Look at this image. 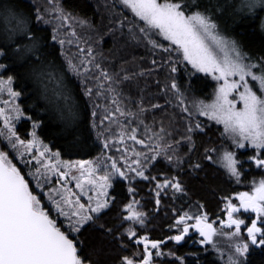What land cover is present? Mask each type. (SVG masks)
Masks as SVG:
<instances>
[{"label": "snow or ice", "instance_id": "snow-or-ice-1", "mask_svg": "<svg viewBox=\"0 0 264 264\" xmlns=\"http://www.w3.org/2000/svg\"><path fill=\"white\" fill-rule=\"evenodd\" d=\"M119 2L133 17L128 22L129 35L133 39L147 41L153 50L160 49L169 53L168 59L162 60L160 69H168L171 84H166L162 91L172 92L177 101L176 106H183L181 112L187 113L189 119L198 114L222 125V137L230 140L235 149H253L255 154L248 156L247 161L258 169H264V55L258 61L254 60V57L244 50L241 42L232 35L229 25V21L235 24L259 18L260 29L264 32V17L259 16V13L264 12V0ZM48 3L53 4V0H48ZM46 16L59 21L61 27L74 19L71 13L65 11L59 0L51 9L36 8L34 12L24 9L19 0H0V61H3L0 62V73H13L7 77L0 74V95L7 93L9 97L0 101L4 105L0 107V122L3 125L0 137L7 141L4 147L15 153V157L10 158L8 150H0V264H100L99 260L82 254L83 242L80 240V233L85 227H91L102 236H112L113 242L123 240L127 236L129 241L135 240L137 245H144L142 259H136L135 254L132 257L123 256L117 264H152L153 250L156 257L163 255L160 250L163 241L151 240L146 235L137 239V233L131 226L114 235L113 227H108L106 222H97L114 203V200L109 198L108 189L116 179L127 181L129 184L137 177L145 181L156 180L157 206L160 204L161 190L171 188L174 192L184 193V186L176 176H164L160 182L159 177H150L145 173L150 165L154 166V162H158L161 155L167 164L174 167H181L185 160L179 156L173 159V156L169 155L174 152V146L164 143V136L161 135L163 128L160 133H156L148 126H145V136L149 143L146 144L144 139H137V128H132V134L128 137L147 148V152L134 153L135 158L130 163L127 157L122 155L123 165L114 157L106 155V151L110 150L114 143H123L126 133L121 132L120 140L116 141L110 128L102 127L106 120L116 122L112 119L113 112L106 109L107 114L98 125L94 119L97 116L95 107L98 106L94 107L91 113L93 119L89 121L87 113L82 117L74 106L68 103L69 96L63 86L64 66L67 65V70L81 79L82 85L86 78L92 79L96 82V89H104L112 95V103L117 105L115 112L121 116L132 114L125 113L119 107L116 99L119 93L112 87L113 77L96 62L91 47L80 49L84 58L76 63L64 51L65 39L59 38V28H53V43H49L46 29L40 27L41 24L52 23V19H46ZM127 20L125 17L118 22L120 28L125 26ZM79 23L84 26L87 22ZM71 35L76 36V32L73 30ZM160 38L166 41L167 45L162 44ZM56 43L60 45V57H63L64 64L58 62ZM89 57L91 59H88ZM151 64L152 68L142 69L140 73L132 75L151 74L157 70V61L153 59ZM93 67L99 75L89 77ZM181 69L183 75L188 77L187 82L183 84L178 82L176 76ZM201 73L204 78L211 77L216 82L213 99L210 103H205L193 98L190 108L186 101L194 89L193 78H199L198 74ZM17 78L35 85V89L29 88L28 91H37L46 105L58 113L59 123L53 135L63 141L65 151L71 153L78 150L84 153L85 150L90 152L99 147L100 155L91 160H61V150L53 152L49 144L44 143L38 135L37 129L41 127V121L26 115L25 110L16 103L18 98L27 94L23 86L19 91L13 88V82ZM123 79L130 80L132 76L126 75ZM53 81L56 82L57 88L50 92L48 85ZM116 82L119 83V80ZM93 92L91 87L84 88L85 97L91 98ZM103 94L96 91L98 96ZM167 103L170 104L171 100ZM160 107L158 104L152 105L155 109ZM43 111H47V108ZM144 111L141 107L135 115H141ZM20 120L32 121L31 131L26 133L29 139H22L17 133L16 122ZM139 123L142 124L143 121L140 120ZM197 131L204 132L201 124L192 126L189 123L183 137L188 143L189 152L193 151V134ZM93 133L95 140L92 138ZM157 140L160 143H155ZM213 153L216 154L215 160ZM25 155H31L37 162L35 172L28 173L35 179L37 188L47 187L53 175L57 178L59 187L42 193L48 197L51 208L44 205L41 193L32 188L31 181L26 179L22 170L13 163V159H19L25 166L31 165L32 161L25 160ZM204 156L208 161L219 163L229 178L240 182L241 165L245 161L237 159L235 151L228 150L227 147H223L222 151L205 148ZM189 167L196 172L201 170L202 164L196 162ZM100 172L103 174L100 175ZM69 179L75 182L79 194L72 192L67 183H61ZM128 192L132 194L135 189L129 187ZM84 196L87 197V203L81 202ZM236 198L239 200V207L229 201L226 204L227 221H220L222 227L235 228L231 238L236 242L230 246L228 264H250L248 257L254 249L264 251V178L253 180L251 190L236 193ZM124 208L128 215L123 216V222L131 221L144 226L145 213L133 211V203L126 204ZM241 209L245 213L255 214V219H252L250 224H246L243 219L234 218V214ZM53 211L63 217L65 222L53 218ZM176 216L170 227L178 234L168 237L169 241L179 244L190 231L195 230L200 237L196 243L215 246L214 237L217 230L213 224L207 222V214L185 212L177 213ZM123 222L120 224L121 228ZM242 225L246 238L241 235ZM121 247L126 245L122 244ZM101 250L102 248H93L92 255ZM169 254L173 255L179 264H185L184 257L176 256L175 253Z\"/></svg>", "mask_w": 264, "mask_h": 264}, {"label": "trees", "instance_id": "trees-1", "mask_svg": "<svg viewBox=\"0 0 264 264\" xmlns=\"http://www.w3.org/2000/svg\"><path fill=\"white\" fill-rule=\"evenodd\" d=\"M56 2L57 0H53V4H49L48 0H19L20 5L24 9H30L33 12L36 8L41 10L45 8L51 9ZM59 2L66 12L71 13L74 19L61 27L59 21L46 16V19H52V23L48 25L41 24L40 27L46 29L49 43H53L51 41L53 28H59V38L65 39L64 51L76 63H79L84 58L80 54V49L91 47L96 62L101 64L103 69L107 70L113 77L112 87L119 93V96L116 97L119 107L125 113H131L132 115L121 116L120 113L115 112L117 105L112 103V95L108 94L104 89H96V82L92 79L86 78L85 83L82 85L81 79L69 72L67 65H65L63 86L69 96L68 103L73 105L82 117L84 113H87L89 121L93 119L91 113L94 107L98 106L95 107L97 116L94 118L98 125L107 114L106 109L113 112L112 119L116 122L113 123L111 120H106L102 127L110 128L116 141H119L121 132L129 134L132 128H137V139H144L147 144L149 141L145 136V126H148L156 133H160V129L163 128L164 132L161 135L164 136V143L174 146V152H170L169 155H172L173 159L179 156L185 160L181 167H174L167 164L164 156L161 155L158 162H154V166L150 165L148 172L145 173L150 177H159L160 182L164 179V176L169 178L176 176L184 186V193L174 192L171 195L162 190L159 196L160 204L157 206L156 189L154 190L157 181L138 179L133 180L129 184L127 181L118 180L114 183L110 192V197L114 200V203L110 206V210H105V214L97 223L106 222L108 227L114 228V235L119 234L121 229L119 224L121 219L120 206L127 200H135L143 206L151 223L155 226L152 233L159 238H164L170 233L167 227L173 223V220L177 217L176 214H181L188 210L193 204L202 206L203 212L211 219L219 218L223 213L225 198L243 189H249L245 184L252 171L241 170L242 177L240 182H233L218 165L205 159V148L218 147L223 142L220 131L213 126H203V133L197 131L193 134L194 148L193 151L189 152L188 143L183 140V137L186 135L189 123L194 126L198 122L195 117L189 119L187 113L181 112V107L183 106H176L177 101L172 96L171 91H162L166 84H171V79L168 77V69L166 67L162 70L160 69L162 60H167L169 53H165L160 49L153 50L147 44V41L143 39H133L128 32V22L131 20L127 15L119 12L109 0H59ZM259 16L264 17V12L259 13ZM125 17L128 20L125 22V26L120 28L118 22L124 20ZM80 21H86L87 23L81 26ZM229 25L232 35L241 42L244 50L249 52L254 57V60L258 61L264 55V32L260 29V19L257 18L254 21L247 20L235 24L229 21ZM73 30L76 32V36L71 35ZM68 41H71V43ZM55 50L59 57L58 62L64 64L63 57H60V45L58 43L55 44ZM172 55L175 58L174 54ZM88 59L91 58L89 57ZM153 59L157 61L156 71L143 76L132 75L133 73H140L142 69L148 70L152 68L151 61ZM0 74L7 77V75L13 73ZM88 75L92 77L99 75V73L93 67ZM126 75L132 76V79H123ZM176 76L181 84L188 80V77L184 76L182 71L177 73ZM198 77L193 78L195 90L202 91L206 86L211 85L203 76L199 75ZM117 80H119V83L116 82ZM157 82H159V86H157ZM104 83L107 85V81ZM22 86L27 94L17 99L18 104L25 110L26 115H31L33 119L41 121V127L37 129L38 135H40L44 143L49 144L53 152L61 150V159L89 160L100 154L99 147L90 152L85 150L84 153L78 150H73L71 153L65 151L63 141L53 135L56 125L59 123L58 113L46 105V102L39 97L37 91H28L29 88L35 89V85L31 82H22L19 78L13 82V88L16 91H19ZM48 87L51 92L57 88V84L53 81ZM85 87L94 89L91 98L84 96ZM96 91H101L104 94L98 96ZM168 100H171L170 104L167 103ZM60 102L63 103V101ZM156 104L161 107L158 109L152 108V105ZM29 105L32 106L29 107ZM141 107L145 111L141 115H135ZM45 108H47V111H43ZM129 120H131V123H129ZM140 120L143 121L142 124L139 123ZM1 123L0 129L3 128ZM31 125L32 121L30 120H20L17 123V133L22 139H28L26 133L31 131ZM115 126H120L121 129H117ZM5 135H7L6 132ZM92 138L95 140V133H93ZM177 141L180 143L177 144ZM6 143L7 141L0 137V150H8L10 157L13 155L15 157L14 152L4 147ZM129 143L134 148L128 151L133 153L148 151L147 148L140 144ZM155 143H160V141L157 140ZM119 146V142L114 143L111 149L108 150V153L114 156L116 160L119 155L116 154V148ZM14 162L22 170L26 179L31 181L32 176L28 175L30 171L27 169H31L30 165L25 166L19 159H14ZM196 162H200L202 168L193 172L189 166ZM181 168L183 171H181ZM258 174L259 172H254L253 176L256 177ZM261 174L263 175L264 172ZM129 187L134 188L135 192L130 194L128 192ZM80 240L83 242L82 254L91 256L93 260H99L100 264H117L123 256L132 257L134 254L136 255L135 247L129 241L125 242L118 239L113 242L112 236H102L101 233L93 231L91 227L83 229L80 233ZM122 244L126 245V247L122 248ZM167 247H169L168 243L163 248ZM93 248H102V250L98 254L92 255ZM199 252L189 264H226L213 257L212 251H207V253ZM248 259L250 264H264V251L254 249ZM162 264L172 263L165 259Z\"/></svg>", "mask_w": 264, "mask_h": 264}, {"label": "rangeland", "instance_id": "rangeland-1", "mask_svg": "<svg viewBox=\"0 0 264 264\" xmlns=\"http://www.w3.org/2000/svg\"><path fill=\"white\" fill-rule=\"evenodd\" d=\"M109 1L112 3V5L115 6V8H116L119 12L123 13L124 15H127V16L129 17L130 20L133 19L131 12H130L128 9H126V8H125V7L119 2V0H109ZM160 42H161L162 44H164V45H167V42H166V41H163L162 38H160ZM181 71L183 72V69H181ZM199 75H200V76H203V78H204V75H203L202 73H201V74H198V76H199ZM204 79L207 80L208 83L210 82L211 85L208 86V87L206 86V88H204V90H202V91H201V90H195V89H193L192 94L189 96L188 100L186 101V103L188 104V106H189L190 108H191V105H192V102H193V98H195V99H197V100H203L205 103H210L211 100L213 99L214 89H215L216 86H217V85H216V82H215L214 80H212L211 77H207V78H204ZM7 99H9L7 93H4L3 95H0V101L7 100ZM16 103H18V102L16 101ZM0 107H4L3 103H0ZM193 117L196 118V121H197L198 123H200L202 127H203V126H213V127L217 128L218 131H220V134L223 133V126H222V125H218V124H216L215 121H211V120H209L208 117H206V116H200V115H198V114H195ZM18 122H19V121L16 122V126H17V123H18ZM1 124H2V123H1ZM112 125H114V124H112ZM2 127H3V125H2ZM115 127H116L117 129H121L120 126H115ZM131 134H132V133H129V134L126 133L125 136H124V139H123V143H120V146H119L118 148H116V150H117V153H116V154H119V155H118V158H117V161H118L120 164H122V165L124 164V160L121 159V156H122V155H125V156L127 157L129 163L132 161V159H134V158H133V157H134V153L131 152V151H128L129 149L134 148V147L132 146V144L129 143V142H134V141H132L131 139L128 138ZM28 139H29V137H28ZM222 139H223L222 144L219 145L218 147H214V148H216V149L222 151V150H223V147H227L228 150L235 151V152L237 153V159H240V160H242V161H245V162L241 165V170H242V171H246V170H250V171H252V173H250V176H249V177L247 178V180H246L247 183L245 184L246 186L249 187V189H243V190H241V191H239V192L250 191V190H251V186H252V182H253V180L259 181L261 178H264V174H263V175L261 174L262 172H264V169H258V168H256V166H255L254 164H251L250 162L247 161V157L250 156V155H254V154H255V151H254L253 149H248V148H245V149H235V148H233V147L231 146V141H230V140H228L226 137H222ZM119 140H120V138H119ZM136 144H137V143H136ZM121 153H122V154H121ZM99 155H100V154H98L96 157H98ZM106 155H110V156H112L111 154L108 153V151H106ZM212 155H213V159L215 160V159H216V154L213 153ZM13 157H14V155H13L12 157H10V158H13ZM96 157H95V158H96ZM112 157H114V156H112ZM24 158H25L26 160H31V161H32V163H31V165H30L31 169H30V168H27V169H28L29 171H31V172H35V167L38 166L36 160H33L31 155H25ZM114 158H115V157H114ZM91 159H94V158H91ZM91 159H89V160H91ZM115 159H116V158H115ZM61 160H63V159H61ZM207 161H208V160H207ZM209 162H211V161H209ZM13 163H15V162H14V159H13ZM108 163L110 164V161H109ZM211 163H213V162H211ZM15 164H16V163H15ZM215 164L218 165V166H219V167L225 172V174L227 175V177H229L228 174L226 173V171L224 170V168L221 167L219 163H215ZM147 172H148V169H147L146 173H147ZM254 172H259V174L255 177V176H253V173H254ZM99 174L102 175L103 172H100ZM70 175H71V174H70ZM146 175H147V174H146ZM56 179H57L56 176L53 175V176L50 178V183L48 184V186H47V187H44L43 189H41V188H37V187H36V181H35V179L33 178V176L31 177L32 188L35 189V191H36L37 193H41V198H42V200H43V202H44V205H45L46 207H48V208H51L50 201H49L48 197L43 196L42 193H43V192H48L50 189H53V188H57V187H59V185H57V183H56ZM138 179H141V178L137 177L135 180H138ZM230 179H231L233 182L236 181L235 179H232V178H230ZM117 181H118V179L114 180L113 183H114V182H117ZM154 181H156V180H154ZM162 181H163V180H162ZM162 181H161V182H162ZM125 182H126V181H125ZM61 183H67L68 186L71 188L72 192H74V193H76V194H79V189H77V188L75 187V182L72 181L71 179H69L68 181H62ZM155 186H156V185H155ZM155 186H154V190L156 189ZM161 191H162V190H161ZM108 192H109V189H108ZM164 192H165V193L168 192V193H170L171 195H173V193H174V191H173L171 188H168V189H167L166 191H164ZM239 192H237V193H239ZM235 196H236V193H235V194H232L230 197H228V199L225 200L224 205H223V209H222V210H224V208L226 207V204H227V203H228L233 197H235ZM74 198H75V197H73V199H74ZM109 198L111 199L110 196H109ZM132 201L137 202V201H135V200H132ZM81 202H82V203H87V197L84 196V197L81 199ZM185 212H188L189 214H196V215H203V214H205V213L203 212L201 206H199V205H197V204H193V205H191V206L189 207L188 210L182 212L181 214H183V213H185ZM52 216H53V218H57V219H59L60 222H62V223L65 222L64 219H63V217H59L58 214H57L55 211L52 212ZM176 218H177V217H176ZM176 218L173 220V223L175 222ZM173 223H172V224H173ZM172 224H171V225H172ZM171 225H168V227H167V228L169 229L170 234H171V235H173V234H175V235L178 234L174 228H171V227H170ZM234 231H235V230H234ZM234 231H221V230L217 231V235L214 237V244H215V246H214L213 244H209V248H208V251H212V252H213V257H215V258L218 259L219 261H221V262H223V263H226V264H228V255H229V252H230V246L233 245V244L236 242L235 239L231 238V233L234 232ZM241 235H242V237L246 238V235H244L243 233H241ZM160 250H161V252L163 253V255H161V256H159V257H156L155 255H153L152 264H162L163 260L174 257L173 255H170V254H169V253H171L169 247H167V248H161ZM191 254H192V253H191ZM195 254L197 255L198 253L196 252ZM196 255H191V257H194V256H196ZM142 257H143V255H142V254H139V253H137V254L135 255V258H136V259H141Z\"/></svg>", "mask_w": 264, "mask_h": 264}, {"label": "flooded vegetation", "instance_id": "flooded-vegetation-1", "mask_svg": "<svg viewBox=\"0 0 264 264\" xmlns=\"http://www.w3.org/2000/svg\"><path fill=\"white\" fill-rule=\"evenodd\" d=\"M116 183V182H114ZM114 183H113V186H114ZM112 186V187H113ZM112 187L109 189V196H110V192H111V189ZM233 204H235L237 207H239V200L235 197H233L231 200H230ZM129 203H133V211H138V212H143L145 213V224L143 227H141L140 225L138 224H134L133 222L131 221H127V222H123L122 218L123 216H126L128 215V212L125 210L124 206L126 204H129ZM120 212H121V219H120V223L121 224L123 222V228L120 229V233L124 231V229H127L128 227H132L133 230L137 233V239L141 236H148L149 239L151 240H159V241H163L164 243L160 246V249L163 248L165 245H169V249L171 251V253H175L176 256H182L185 258V264H189L190 262H192V259L194 257H191V253H196V252H203V253H207L208 251V248H209V244H206V245H201L199 243H196V241H198L200 239L199 237V233L196 232L195 230H192L189 232V234L186 236L185 240L180 242L179 244H177L175 241H169L167 238L168 237H171L173 235H171L170 233L168 235H166L164 238H159L158 236L155 237L153 235V231L155 229V226L154 224L151 223L147 213L145 212L143 206L141 204H137V203H134V201L132 200H127L126 202H124V204H122L120 206ZM208 223H211L213 224V226L216 228L217 231L221 230V231H234L235 228H228V227H222L221 224H220V221H227V212H226V207L224 208L223 210V213L222 215L217 218V219H211L208 215ZM234 218H238V219H243L245 220L246 224H250L251 223V220L252 219H255V214L254 213H251V212H247L245 213L243 211V209H241L239 212L235 213L234 214ZM190 223H194V221H190ZM241 233H243L244 235H246V232L244 231V226L242 225L241 226ZM125 242L126 241H129L127 236L124 237L123 239ZM134 247H135V250H136V254L139 253V254H142L143 255V249H144V245L143 244H139L137 245L135 243V240H132V241H129ZM154 251L153 250V255H154ZM199 252V253H201ZM143 258V257H142ZM141 258V259H142ZM172 264H179V261H177L175 259V257H172V258H169L168 259Z\"/></svg>", "mask_w": 264, "mask_h": 264}]
</instances>
